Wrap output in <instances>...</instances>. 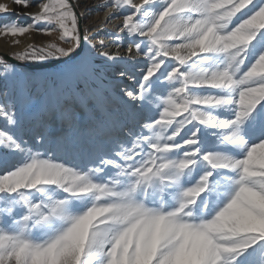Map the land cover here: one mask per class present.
<instances>
[{"label": "snow or ice", "instance_id": "1", "mask_svg": "<svg viewBox=\"0 0 264 264\" xmlns=\"http://www.w3.org/2000/svg\"><path fill=\"white\" fill-rule=\"evenodd\" d=\"M32 34L0 54V264H264V0H0Z\"/></svg>", "mask_w": 264, "mask_h": 264}, {"label": "bare ground", "instance_id": "2", "mask_svg": "<svg viewBox=\"0 0 264 264\" xmlns=\"http://www.w3.org/2000/svg\"><path fill=\"white\" fill-rule=\"evenodd\" d=\"M8 2H11V0H8ZM13 8H14V10L16 12H21L20 11L21 7L13 5ZM34 11H36L35 8L32 10V12H34ZM25 12H30V10H26ZM13 18H15V17H13ZM20 20L21 21H25L27 19L22 17V18H20ZM112 30H115V28L112 29ZM11 39H13V38H11V37H0V52L6 53V52H10V51L15 50V49H22L29 43H33V42H37V41H42L43 40L41 37H38V38L33 37V34L32 35H26L25 37H20V39L22 41L21 45L14 47L10 43Z\"/></svg>", "mask_w": 264, "mask_h": 264}, {"label": "rangeland", "instance_id": "3", "mask_svg": "<svg viewBox=\"0 0 264 264\" xmlns=\"http://www.w3.org/2000/svg\"><path fill=\"white\" fill-rule=\"evenodd\" d=\"M34 8H30V9H24V8H20V11L22 12V13H24L26 10H30V12H32V10H33ZM102 19L103 18V14H101V16H99V17H95L92 21H90V23H95V22H97L99 19ZM20 23H22V24H28V23H31V21L30 20H25V21H21L20 20ZM116 23H118V21L117 22H114V23H109L108 24V28L109 29H114L115 28V26H116ZM39 35V36H38ZM33 37H35V38H38V37H41L43 40V42L42 41H37V42H35V43H38V44H40V43H46V42H48L51 38L50 37H48V36H46V35H43V34H33ZM23 49V48H22ZM22 49H15V50H12V51H10V52H6V53H8V54H11L12 52H16V51H21Z\"/></svg>", "mask_w": 264, "mask_h": 264}, {"label": "water", "instance_id": "4", "mask_svg": "<svg viewBox=\"0 0 264 264\" xmlns=\"http://www.w3.org/2000/svg\"><path fill=\"white\" fill-rule=\"evenodd\" d=\"M0 54H8V53H3V52H0Z\"/></svg>", "mask_w": 264, "mask_h": 264}]
</instances>
